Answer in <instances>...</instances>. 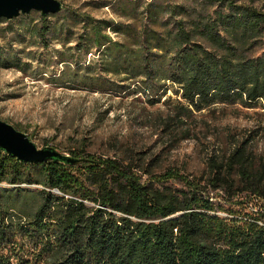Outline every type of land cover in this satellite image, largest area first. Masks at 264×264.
I'll return each instance as SVG.
<instances>
[{
  "label": "trees",
  "instance_id": "1",
  "mask_svg": "<svg viewBox=\"0 0 264 264\" xmlns=\"http://www.w3.org/2000/svg\"><path fill=\"white\" fill-rule=\"evenodd\" d=\"M106 6L119 20L67 7L19 14L39 13L29 30L43 45L52 30L60 38L65 66L50 82L144 92L149 104L170 89L178 117L216 105L264 109L263 8L241 0ZM0 67H17L14 54L0 50ZM247 143L210 157L198 178L154 172L141 154L76 148L65 151L78 163H29L0 150V264H264V162ZM32 184L41 189L21 187ZM220 194L235 209L221 207Z\"/></svg>",
  "mask_w": 264,
  "mask_h": 264
},
{
  "label": "rangeland",
  "instance_id": "2",
  "mask_svg": "<svg viewBox=\"0 0 264 264\" xmlns=\"http://www.w3.org/2000/svg\"><path fill=\"white\" fill-rule=\"evenodd\" d=\"M57 1L61 8L119 20L106 6L111 0ZM241 1L264 9V0ZM38 16L30 13L9 22L0 20V50L13 53L17 60V67H0V120L22 130L37 149L48 148L67 158L65 150L76 148L102 157L141 154L145 162L152 160L148 166L154 172L173 169L193 178L207 175L210 157H221L244 141L264 162V109L216 105L189 118L178 117L170 89L160 102L149 104L144 92H94L50 82L65 66L58 62L63 46L53 30L46 36L47 46L31 36L29 28L39 26ZM46 22L54 24L55 19ZM95 58L89 54L86 61ZM66 66L73 67L74 62ZM21 187L41 189L34 184ZM218 196L221 207L235 209L223 195ZM214 213L232 218L225 211Z\"/></svg>",
  "mask_w": 264,
  "mask_h": 264
},
{
  "label": "water",
  "instance_id": "3",
  "mask_svg": "<svg viewBox=\"0 0 264 264\" xmlns=\"http://www.w3.org/2000/svg\"><path fill=\"white\" fill-rule=\"evenodd\" d=\"M61 9L57 0H0V18L12 19L19 14H27L36 10L41 15L54 14ZM0 150L20 161L36 163L46 159L57 162L78 163L82 160L67 158L54 154L48 148L37 149L27 135L16 130L12 125L0 120Z\"/></svg>",
  "mask_w": 264,
  "mask_h": 264
}]
</instances>
